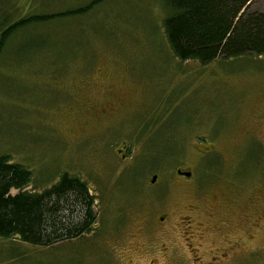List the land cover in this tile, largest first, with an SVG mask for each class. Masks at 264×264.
<instances>
[{"label":"rangeland","instance_id":"rangeland-1","mask_svg":"<svg viewBox=\"0 0 264 264\" xmlns=\"http://www.w3.org/2000/svg\"><path fill=\"white\" fill-rule=\"evenodd\" d=\"M94 1L0 0L10 20L90 5L10 35L0 155L28 192L81 179L95 215L47 248L0 238V264H264V55L180 61L168 0Z\"/></svg>","mask_w":264,"mask_h":264},{"label":"trees","instance_id":"trees-1","mask_svg":"<svg viewBox=\"0 0 264 264\" xmlns=\"http://www.w3.org/2000/svg\"><path fill=\"white\" fill-rule=\"evenodd\" d=\"M252 1L168 0L169 14L163 27L173 55L180 61L194 60L201 65L264 55V14L248 12ZM87 8L90 5L11 20L0 10V53L19 28L81 14ZM31 178L29 170L0 155L1 239L47 248L94 230L93 195L84 181L64 173L56 183L36 193L24 190ZM11 190L17 193L12 195Z\"/></svg>","mask_w":264,"mask_h":264},{"label":"flooded vegetation","instance_id":"flooded-vegetation-1","mask_svg":"<svg viewBox=\"0 0 264 264\" xmlns=\"http://www.w3.org/2000/svg\"><path fill=\"white\" fill-rule=\"evenodd\" d=\"M118 152H120V150H118ZM179 171V170H178ZM178 171H177V174H179V175H183V173L180 171V173H178ZM262 200V202L264 203V195H261V196H259L258 198H254V196H252V198H251V201H252V203H255L257 200ZM256 200V201H255ZM158 220H161V221H163L164 220V218L163 217H158L157 218ZM150 229H151V227L150 226H148ZM229 250H231V247L229 248ZM222 257H225V254L224 255H212L211 257H210V260H208L209 262H207V264H212V263H215L217 260H220V258H222Z\"/></svg>","mask_w":264,"mask_h":264},{"label":"water","instance_id":"water-1","mask_svg":"<svg viewBox=\"0 0 264 264\" xmlns=\"http://www.w3.org/2000/svg\"><path fill=\"white\" fill-rule=\"evenodd\" d=\"M178 173H180V171H178ZM184 176L189 177L190 174L189 173H183ZM156 180V176H152L150 183L153 184Z\"/></svg>","mask_w":264,"mask_h":264}]
</instances>
